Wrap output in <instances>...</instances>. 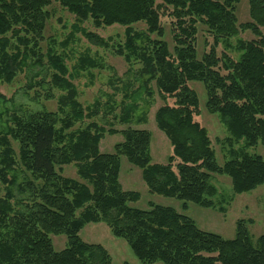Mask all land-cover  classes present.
<instances>
[{
  "label": "trees",
  "instance_id": "obj_1",
  "mask_svg": "<svg viewBox=\"0 0 264 264\" xmlns=\"http://www.w3.org/2000/svg\"><path fill=\"white\" fill-rule=\"evenodd\" d=\"M52 1L74 15L72 27L94 44L103 45V40L81 23L125 27L115 53L127 63L139 61L141 86L130 96L131 103L121 102L114 118L130 125L136 97L141 92L151 97L149 84L154 81L162 99L173 98L172 105L165 103L155 111L156 125L172 146L165 163H151L149 131L129 125L119 130L123 139L113 152L100 151L104 135L118 130L105 129L97 121L100 103L84 107L72 82L76 67L83 70L96 62L82 55L70 72L61 53L41 48ZM239 1L0 0V82L10 83L27 66L38 65L42 73L33 74L26 89L46 85L45 99L55 97L54 89L63 92L56 97L55 111L11 112L0 130V264H112L101 244L79 236L90 222H104L144 264H264V235L253 241L245 219L236 222L235 236L226 239L200 229L171 206H130L139 193L123 190L118 180L123 155L141 169L150 193L180 199L183 210L188 202L213 207L212 173L228 176L233 193L264 184L260 155L232 151L222 165L217 163L206 128L195 120L199 99L189 85L203 83L205 107L224 122L229 146L239 140L244 146L264 142V0H248L249 21L243 23H237L235 14ZM166 7L175 19L172 50L160 23L159 11ZM137 22L145 24L143 32L131 26ZM197 22L212 37L200 58ZM240 30L254 38L236 40V58L226 51L218 55L220 41L236 37ZM139 120H145L144 115ZM69 164L79 179L61 173ZM50 234H64L67 245L55 250Z\"/></svg>",
  "mask_w": 264,
  "mask_h": 264
},
{
  "label": "rangeland",
  "instance_id": "obj_2",
  "mask_svg": "<svg viewBox=\"0 0 264 264\" xmlns=\"http://www.w3.org/2000/svg\"><path fill=\"white\" fill-rule=\"evenodd\" d=\"M47 8L50 16L45 25L41 48L46 51L47 47H50L57 53H61L70 72L74 71L73 67L82 55L90 56L96 62L95 66H87L83 70L76 67L72 82L77 89L78 100L84 107H91L96 101L100 103L97 121L105 129L111 126L118 130L114 134L106 133L99 143L101 152H113L114 144L123 139L119 130L129 125L120 123L114 118V115L118 114L121 102H132L130 96L141 86L139 61L132 58L127 63L123 56L115 53L118 43L123 42L125 38V27L114 24L97 28L89 20L81 23L80 26L84 30L92 31L101 37L103 45H97L88 40L80 30H75L72 27L75 21L74 15L63 9L58 3L52 1ZM248 9V0H240L235 10L237 23L249 21ZM171 10V7H166L161 8L159 11L160 23L164 30L163 39L170 50L174 45L172 34L175 21L174 17L169 14ZM131 26L142 32L146 29L143 22H137ZM196 28L195 47L197 56L200 58L204 52L209 50L212 37L207 32L204 24L197 22ZM152 37H155V35H152ZM238 38L250 40L254 38V35L248 30H240L236 37L227 41H220L216 47L217 54L220 55L222 51H226L230 56L236 58L238 52L235 46ZM62 41L66 42L65 46L61 44ZM41 71L38 65H30V67L27 66L19 72L12 82H0V94L4 97L0 98V130L5 127V121L11 112L22 113L41 109L56 110V97L63 92L54 89L55 97L45 99L44 87L46 85L43 88L42 86H34L32 89H26L31 76L39 72L42 73ZM40 76L35 77L40 79ZM189 85L195 90L199 99V114L195 116V120L206 128L219 165H222L225 160L231 157L232 151L244 150L249 154L260 155L264 159V142L260 141L254 146H244L243 140H239L237 142L233 141V144L229 146L230 144L228 145L225 141L228 133L224 122L218 114L208 112L205 107L206 93L203 83L190 81ZM149 89L153 91L151 97L146 92H141L140 97H136L135 102L137 105L132 110L133 119L129 126L149 131L151 163L163 164L166 162L168 155L172 153V146L165 133L156 125L155 111L165 103L172 105L173 98L162 99L154 81L150 82ZM124 94H127V96H124ZM110 107H114V109L109 110ZM104 111H107V113H104ZM142 115L145 118L143 121L139 120ZM85 122L87 121L85 120L82 124ZM11 142L15 152H17L16 142L13 140ZM61 173L79 179L74 164L62 166ZM118 180L123 190L139 193L138 200L129 203L132 207L146 210L149 208L150 203L171 206L178 212L192 218L200 229L216 233L226 239L235 236L236 222L239 219H245L248 222V230L253 241L258 236L264 235V184L258 185L249 192L233 193L228 176L212 173L210 182L216 187L213 207H204L188 202L187 209L183 210L180 199L150 193L142 179L141 169L131 164L123 155L120 156ZM79 236L87 243L101 244L109 252L112 264H124L125 262L128 264H144L133 254L126 241L123 238L114 236L104 222L85 224L80 230ZM50 237L52 245L57 251L67 245V238L64 234H50ZM151 264L164 263L156 261Z\"/></svg>",
  "mask_w": 264,
  "mask_h": 264
}]
</instances>
